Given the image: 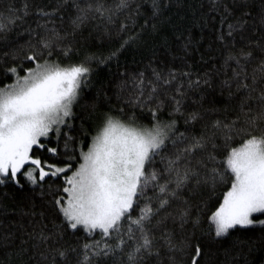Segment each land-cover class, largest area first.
<instances>
[{
	"label": "snow or ice",
	"instance_id": "1",
	"mask_svg": "<svg viewBox=\"0 0 264 264\" xmlns=\"http://www.w3.org/2000/svg\"><path fill=\"white\" fill-rule=\"evenodd\" d=\"M0 264H264V0H0Z\"/></svg>",
	"mask_w": 264,
	"mask_h": 264
}]
</instances>
